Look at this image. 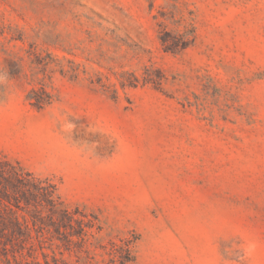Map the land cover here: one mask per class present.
<instances>
[{"label":"rangeland","instance_id":"1","mask_svg":"<svg viewBox=\"0 0 264 264\" xmlns=\"http://www.w3.org/2000/svg\"><path fill=\"white\" fill-rule=\"evenodd\" d=\"M0 159L84 222L0 202V264H264V0H0Z\"/></svg>","mask_w":264,"mask_h":264},{"label":"trees","instance_id":"2","mask_svg":"<svg viewBox=\"0 0 264 264\" xmlns=\"http://www.w3.org/2000/svg\"><path fill=\"white\" fill-rule=\"evenodd\" d=\"M26 99L36 108H42L52 101L51 95L42 87L32 88ZM0 202H7L15 207H20L21 202L24 205L39 204L47 208L50 214L59 216L63 227L71 228L74 232L72 234L80 236L84 230V222L77 221L76 228L72 225V216L60 200L54 184L48 179L34 177L29 171L17 164L13 165L7 159H0Z\"/></svg>","mask_w":264,"mask_h":264}]
</instances>
